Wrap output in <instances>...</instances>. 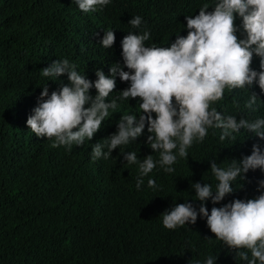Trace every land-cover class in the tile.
<instances>
[{"label": "trees", "instance_id": "trees-1", "mask_svg": "<svg viewBox=\"0 0 264 264\" xmlns=\"http://www.w3.org/2000/svg\"><path fill=\"white\" fill-rule=\"evenodd\" d=\"M216 3L111 0L84 13L75 0H0V264H205L208 256L217 257L214 264H247L236 257L237 250L215 238L206 218L198 215L195 224L169 230L162 213L185 202L198 210L192 184L208 183L215 191L212 160L227 167L251 155L253 144L264 151V140L253 133L241 129L233 133L234 140L221 141L222 130L209 129L203 142H193L186 158H177L173 173L157 165L137 189L139 166L129 165L123 153L136 152L140 162L148 155L159 159L145 143L147 125L141 137L114 149L107 159L93 160L91 151L95 143L106 145L121 116L139 114V98L117 100L93 139L70 150L53 148V140L38 138L26 124L44 86L50 95L69 84L67 74L57 79L42 75L52 62L68 59L80 75L95 81L97 69L108 75L113 63L123 65L121 41L129 32L148 31L145 46L168 47L177 35H187L185 16L198 15L204 5L212 11ZM135 16L142 18L139 29L128 24ZM235 23L239 27L241 18ZM110 30L115 42L106 49L101 41ZM237 35L244 36L242 31ZM251 68L261 70L255 54ZM128 86L117 76L107 100ZM252 93L259 97L255 111L246 107ZM90 95H96L95 88ZM212 107L225 117L253 121L264 118V93L256 84L226 88ZM149 178L156 181L155 189L148 187ZM259 180H264L259 169L249 170L243 181L237 177L232 194L215 205L206 202L209 214L212 207L234 199L256 198Z\"/></svg>", "mask_w": 264, "mask_h": 264}, {"label": "clouds", "instance_id": "clouds-1", "mask_svg": "<svg viewBox=\"0 0 264 264\" xmlns=\"http://www.w3.org/2000/svg\"><path fill=\"white\" fill-rule=\"evenodd\" d=\"M75 2L79 10L88 13L102 9L111 0ZM237 16L241 18L239 27L235 23ZM185 19L187 35H177L168 47L145 46L150 39L148 31L129 32L121 41L123 65L113 63L108 75L97 69L95 81L80 75L68 59L56 60L43 68L44 77L57 79L67 74L69 84L50 95L48 87H43L38 106L26 121L28 128L38 138L53 140V148L66 146L70 150L73 145L82 146L86 139H93L109 110L117 108V100L139 98V114L121 116L117 131L107 138L106 145L95 143L91 151L93 160L102 156L107 159L114 149L141 137L147 125L150 135L145 143L159 154V159L148 155L140 162L136 152L123 153L129 165L139 166L137 189L157 165L166 173H173L177 158H186L193 142H203L209 129L222 130L221 141L234 140L233 133L241 129L264 140V118L250 121L242 117L237 121L235 116L225 117L212 107L223 99L226 88L231 91L256 84L264 93V0H217L212 11L204 5L198 15ZM128 24L139 29L142 18L135 16ZM239 31L243 38L238 37ZM114 42V31L105 32L102 46L110 49ZM254 54L260 58V71L251 68ZM117 76L122 82H129V86L108 101L116 88ZM92 88L96 90L94 97L90 95ZM258 98L252 93L246 107L255 111L253 105ZM105 147L107 151H102ZM257 169L264 172V151L259 144L252 145L251 155L239 162L232 160L227 167L212 160L210 170L218 181L215 191L211 184L193 183L194 201L200 202L199 209L193 203L176 204L162 213L163 227L174 230L195 224L199 215L206 218L216 239L237 250L236 257L247 264H264V180L258 181L260 194L254 199H234L221 207H212L210 214L206 206L209 200L213 205L223 201L234 192L232 182L237 177L243 181L249 170ZM147 184L152 189L157 187L151 178ZM216 258L208 256L205 264H214Z\"/></svg>", "mask_w": 264, "mask_h": 264}]
</instances>
